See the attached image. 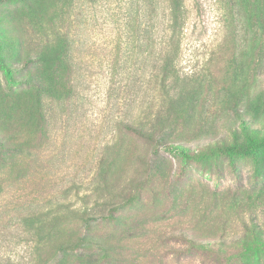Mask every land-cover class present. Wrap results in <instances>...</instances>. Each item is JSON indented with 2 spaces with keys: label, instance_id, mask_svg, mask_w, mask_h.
<instances>
[{
  "label": "rangeland",
  "instance_id": "1",
  "mask_svg": "<svg viewBox=\"0 0 264 264\" xmlns=\"http://www.w3.org/2000/svg\"><path fill=\"white\" fill-rule=\"evenodd\" d=\"M183 4L157 118L167 0H0V264H264V0Z\"/></svg>",
  "mask_w": 264,
  "mask_h": 264
},
{
  "label": "trees",
  "instance_id": "2",
  "mask_svg": "<svg viewBox=\"0 0 264 264\" xmlns=\"http://www.w3.org/2000/svg\"><path fill=\"white\" fill-rule=\"evenodd\" d=\"M167 4L169 9V21L166 31L169 32L164 36V40L160 41L159 49L156 51L157 58L153 75L155 85L154 91L156 97L160 100V102L153 107L157 118H161L162 116L167 117L170 114H176L178 116L185 101L194 97L201 86L199 74H194L189 77H180L176 70L175 58L178 47L174 42L185 23V8L183 0H167ZM0 61L2 62L1 56ZM204 77H201V80H204ZM189 82H193V88L187 87ZM125 127L129 130H140L129 124H125ZM241 147L242 146L236 143L224 145V149L227 151L236 150ZM63 206L64 208L67 207L66 205ZM83 213L84 212H82L81 215H83ZM75 218L79 219L81 222L92 220V217L78 215H76ZM100 218L105 217L101 216ZM34 234L37 236L36 232H34ZM39 239L42 240V238Z\"/></svg>",
  "mask_w": 264,
  "mask_h": 264
}]
</instances>
